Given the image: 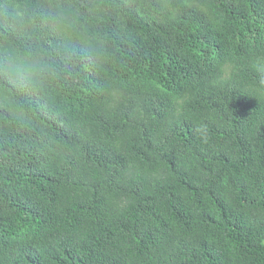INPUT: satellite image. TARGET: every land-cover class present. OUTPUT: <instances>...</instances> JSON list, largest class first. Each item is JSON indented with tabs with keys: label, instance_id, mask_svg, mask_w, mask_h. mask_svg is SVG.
I'll return each mask as SVG.
<instances>
[{
	"label": "trees",
	"instance_id": "trees-1",
	"mask_svg": "<svg viewBox=\"0 0 264 264\" xmlns=\"http://www.w3.org/2000/svg\"><path fill=\"white\" fill-rule=\"evenodd\" d=\"M0 264H264V0H0Z\"/></svg>",
	"mask_w": 264,
	"mask_h": 264
}]
</instances>
